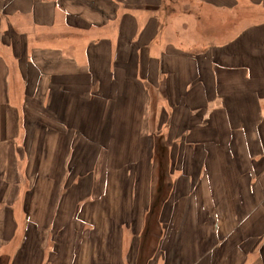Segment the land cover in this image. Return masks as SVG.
Listing matches in <instances>:
<instances>
[{
	"label": "crops",
	"instance_id": "obj_1",
	"mask_svg": "<svg viewBox=\"0 0 264 264\" xmlns=\"http://www.w3.org/2000/svg\"><path fill=\"white\" fill-rule=\"evenodd\" d=\"M0 264H264V0H0Z\"/></svg>",
	"mask_w": 264,
	"mask_h": 264
},
{
	"label": "trees",
	"instance_id": "obj_2",
	"mask_svg": "<svg viewBox=\"0 0 264 264\" xmlns=\"http://www.w3.org/2000/svg\"><path fill=\"white\" fill-rule=\"evenodd\" d=\"M162 139L160 138L159 139V142H158V145H157V149L162 152ZM161 163V162H159ZM163 164V163H162ZM159 178V176H158ZM161 177H160V180H158V184H157V187H158V190H157V194L154 196V206L153 208L155 210L153 211H156L157 209H159L161 207V205L164 203V201L166 200V193L164 191H162V186H161Z\"/></svg>",
	"mask_w": 264,
	"mask_h": 264
},
{
	"label": "rangeland",
	"instance_id": "obj_3",
	"mask_svg": "<svg viewBox=\"0 0 264 264\" xmlns=\"http://www.w3.org/2000/svg\"><path fill=\"white\" fill-rule=\"evenodd\" d=\"M158 142H159V139L157 140V145H158ZM162 145H163V143H162ZM156 155H157V157H156V163L154 164V166H155V170H156V172H161V171H166V169H167V171L169 170V165L168 164H166L165 163V165L164 164H162V162L161 163H159V159L160 158H162L160 155H161V152L158 150V149H156ZM163 159V158H162ZM153 210H155L154 208H153ZM155 212V211H154ZM155 216V215H154ZM160 229V227L158 228V230ZM155 232V231H154ZM155 234V233H154Z\"/></svg>",
	"mask_w": 264,
	"mask_h": 264
}]
</instances>
